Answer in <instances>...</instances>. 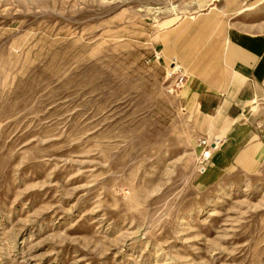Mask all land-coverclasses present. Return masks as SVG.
<instances>
[{"label": "rangeland", "instance_id": "obj_1", "mask_svg": "<svg viewBox=\"0 0 264 264\" xmlns=\"http://www.w3.org/2000/svg\"><path fill=\"white\" fill-rule=\"evenodd\" d=\"M255 40L264 0H0V264H264V158L209 181L180 93Z\"/></svg>", "mask_w": 264, "mask_h": 264}, {"label": "crops", "instance_id": "obj_2", "mask_svg": "<svg viewBox=\"0 0 264 264\" xmlns=\"http://www.w3.org/2000/svg\"><path fill=\"white\" fill-rule=\"evenodd\" d=\"M210 51L202 55L203 68H189L180 93L199 118L209 122L207 134L222 132L207 165L212 181L231 170L251 173L264 158V121L260 129L262 124L253 126L251 118L244 117L261 90L264 49L255 40L247 46L233 42L215 57Z\"/></svg>", "mask_w": 264, "mask_h": 264}, {"label": "built area", "instance_id": "obj_3", "mask_svg": "<svg viewBox=\"0 0 264 264\" xmlns=\"http://www.w3.org/2000/svg\"><path fill=\"white\" fill-rule=\"evenodd\" d=\"M182 82V78L179 79V85L181 84ZM200 143L203 144V146L206 148V147H210L211 149H214L216 147V143L212 142V143H209L208 140L206 139H201L200 140ZM210 149V150H211ZM210 156V152L206 153V157L205 158H208ZM204 167L202 166L201 168V171L203 172L204 171Z\"/></svg>", "mask_w": 264, "mask_h": 264}]
</instances>
